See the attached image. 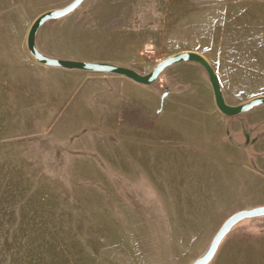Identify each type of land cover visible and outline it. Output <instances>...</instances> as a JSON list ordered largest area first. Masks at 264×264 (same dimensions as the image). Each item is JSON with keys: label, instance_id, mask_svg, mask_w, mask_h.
Returning <instances> with one entry per match:
<instances>
[{"label": "rangeland", "instance_id": "rangeland-1", "mask_svg": "<svg viewBox=\"0 0 264 264\" xmlns=\"http://www.w3.org/2000/svg\"><path fill=\"white\" fill-rule=\"evenodd\" d=\"M73 1L0 0V264H191L264 206V105L225 116L192 62L149 87L39 64L31 26ZM38 45L142 75L194 52L227 104L264 96V0H85ZM210 264H264V217Z\"/></svg>", "mask_w": 264, "mask_h": 264}, {"label": "water", "instance_id": "water-1", "mask_svg": "<svg viewBox=\"0 0 264 264\" xmlns=\"http://www.w3.org/2000/svg\"><path fill=\"white\" fill-rule=\"evenodd\" d=\"M85 0H74L71 4L62 9L48 11L40 15L31 26L27 36V47L31 56L41 65L61 68L70 71H82L91 73H105L124 77L138 85L152 86L160 78L161 74L167 68L181 63H197L207 72L211 86L213 88L215 102L222 114L228 117L240 116L251 110L264 105V96L251 99L249 102L232 106L226 103L222 86L218 75L208 60L202 55L194 52L179 53L161 61L150 73L142 75L133 69L120 67L109 63L70 61L48 57L42 54L36 46V37L39 30L48 22L60 20L77 10ZM167 93L162 97L164 102ZM258 217H264V206H258L251 209H244L230 216L221 226L213 238L207 251L193 261L191 264H210L215 258L216 253L224 239L229 235L233 228L240 222Z\"/></svg>", "mask_w": 264, "mask_h": 264}, {"label": "crops", "instance_id": "crops-1", "mask_svg": "<svg viewBox=\"0 0 264 264\" xmlns=\"http://www.w3.org/2000/svg\"><path fill=\"white\" fill-rule=\"evenodd\" d=\"M67 17H69V15L68 16H66L65 18H62V19H60V20H64V19H67ZM57 21V20H56ZM49 23V22H48ZM47 24V23H46ZM45 24V25H46ZM43 28V27H42ZM42 28L39 30V32H38V34H37V37H36V46H38L39 47V45H38V35L40 34V31L42 30ZM39 50L43 53V54H45V55H52V56H57V57H60V58H62V56H58V55H53V54H50V53H48V52H44V51H42L41 49H40V47H39ZM119 77H121V76H119ZM122 78H124V77H122ZM128 80V79H127ZM147 87V86H146ZM221 246V245H220ZM219 249H220V247H219ZM219 249H218V251H219ZM218 253V252H217ZM217 253H216V255H217ZM216 255H215V257H216ZM214 260V259H213Z\"/></svg>", "mask_w": 264, "mask_h": 264}]
</instances>
